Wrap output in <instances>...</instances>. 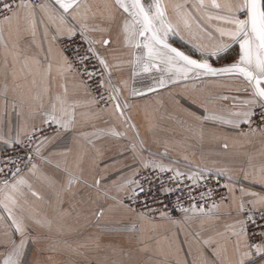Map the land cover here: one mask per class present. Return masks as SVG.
Listing matches in <instances>:
<instances>
[{"label":"crops","instance_id":"crops-1","mask_svg":"<svg viewBox=\"0 0 264 264\" xmlns=\"http://www.w3.org/2000/svg\"><path fill=\"white\" fill-rule=\"evenodd\" d=\"M162 3L174 29L166 42L215 68L238 61V42L217 30L230 26L209 19L223 10L200 8L199 0ZM40 5L0 20V165L1 153L36 128L51 124L59 131L41 138L35 146L48 139L39 152L34 146L28 164L0 183V264L21 241L13 220L23 232L21 264H239L249 243L236 235L241 205L264 211V132L226 121L242 119L234 113L248 110L243 102L252 98L251 85L234 74L190 73L171 82L173 72L145 71L147 49L135 47L143 38L125 39L129 17L115 0H80L68 13L54 0ZM70 28L95 42L108 64L116 100L105 108L59 46ZM222 41L229 45L223 53L204 55ZM160 79L166 86H158ZM53 114L66 127L51 121ZM149 161L225 177L226 201L181 219L127 208L125 182L153 169L144 167Z\"/></svg>","mask_w":264,"mask_h":264},{"label":"snow or ice","instance_id":"snow-or-ice-1","mask_svg":"<svg viewBox=\"0 0 264 264\" xmlns=\"http://www.w3.org/2000/svg\"><path fill=\"white\" fill-rule=\"evenodd\" d=\"M54 3L59 6V9L63 13H68L69 10L80 6V0H54ZM115 3L129 17L123 23L125 39L131 42L134 37L143 38L142 41H136L135 47L147 49L149 63L144 65L145 71H149L150 68L155 67L162 71L173 72L175 79L171 82H178L181 78L187 79L190 73H194L196 77L218 74L243 76L252 88V98L243 102V105L247 106L248 110L234 113V115L241 117V120H228L226 123L234 124L237 127H239L240 123L251 124L253 117L256 116V113L253 111L254 107L262 109L258 118L264 121V0H225L223 5L218 0H210L208 5L205 4V0H199L200 8L210 6L217 10H223L226 13L225 15L209 16V19L223 21L229 25L230 27L227 29L218 28L217 30L220 32L221 37H228L231 41L238 42L239 44L240 53L238 61L222 68L213 67L207 60L198 61L192 59L166 42L168 34L173 32L174 29L166 22V10L162 0H150L147 6L143 0H115ZM0 4L11 16L16 15L14 9L32 7L30 4H24L22 0L15 5L11 0H0ZM40 7L43 9L46 6L42 4ZM3 19L8 21L10 15H4ZM68 34L69 37L74 34L71 28L68 29ZM88 43L92 45L95 42L89 39ZM102 43L108 45L110 41L104 39ZM228 46L227 43L222 41L215 46L213 51L205 52L204 55H220ZM79 57L80 63L85 65V71L89 77L95 75V71H88L86 62L93 57L99 58V63L105 69L108 68L106 60L100 57L96 49L91 46L83 53H80ZM137 60L139 61L140 57H137ZM154 61H158L159 63H153ZM161 65H163V68H161ZM167 83L168 81L160 79L158 86L164 87ZM101 86L103 87V84ZM111 99L115 101L116 97L113 96ZM115 108L119 115L123 116L119 103L115 104ZM205 118L215 119L217 117L206 116ZM51 121L59 124L61 128L66 127V125L60 123L54 114L51 116ZM45 123H49V121L46 120ZM47 139V137L44 138V140ZM44 140L40 142V145L35 146L37 152H39ZM3 142L10 143L9 141ZM16 143L18 144L20 141L17 140ZM7 162L16 163L11 158ZM144 167H151L154 170L158 169L161 172H174V178L177 180L182 176H187L188 179L194 182H198L203 178L198 173H181L177 169L168 168L155 161H149ZM3 171L4 169L0 167V172ZM19 171V168H17L16 172L18 173ZM19 182L24 183L23 180ZM98 183L99 181H97ZM125 183L129 185L128 191L130 196H138L140 192L145 191L136 179L130 178ZM5 184H7V181H5ZM12 187H15V185H12ZM162 191L170 192L171 190L162 189ZM183 210L188 211L189 209L185 208ZM193 210L195 209L193 208ZM241 211H244L243 205H241ZM12 222L15 225V231L21 235V241L19 245H14L10 252L5 253L3 264H21V256L24 249L23 232L14 220ZM237 223L240 225V228L236 235H244L245 237L251 235L256 237L250 243H246L245 247L247 250L242 253L239 264H257V261L260 264H264V213H260L257 216L256 213L249 214L245 212L244 218L238 220Z\"/></svg>","mask_w":264,"mask_h":264},{"label":"built area","instance_id":"built-area-1","mask_svg":"<svg viewBox=\"0 0 264 264\" xmlns=\"http://www.w3.org/2000/svg\"><path fill=\"white\" fill-rule=\"evenodd\" d=\"M11 2L15 5L20 3L21 0H11ZM22 2L36 7L42 3V0H22ZM4 15L11 16L7 10L3 9L2 4H0V20H3ZM88 41L87 37L80 31H76L71 37H58L59 46L71 62L73 70L86 85L99 105L105 108L113 100L111 97L116 96L115 89L108 78L104 66L99 63V58L93 57L86 62L88 71H95V75L91 77L87 75L85 65L80 63L79 54L83 53L89 46L93 47V45H89ZM101 84H103V87ZM261 111L262 109L259 107L254 109L256 116L253 117L251 124L243 126V131L264 132V121L258 118ZM57 131H59V128L54 125H43L36 128L28 137L20 141V143L9 145L1 153L0 167L4 171L0 172V183L10 181L17 173V168L21 170L28 164L33 156L34 146L41 138ZM9 158L16 163H8ZM183 173H198L203 178L198 182L188 179L187 176H182L177 180L174 178V172H161L157 169L148 168L141 171L135 177L145 191L140 192L138 196H130V194L125 196L122 203L127 208L145 215L148 218L167 217L181 219L191 213L206 214L216 204L226 201L228 195V180L225 177L215 173L193 170ZM162 189H170L171 191L164 192ZM185 208L189 210L184 211L183 209ZM245 212L249 214L256 213L257 216L260 213H264V211L255 210L247 206L242 212L243 218ZM247 238L249 243L256 239L255 236L251 235L247 236Z\"/></svg>","mask_w":264,"mask_h":264},{"label":"rangeland","instance_id":"rangeland-1","mask_svg":"<svg viewBox=\"0 0 264 264\" xmlns=\"http://www.w3.org/2000/svg\"><path fill=\"white\" fill-rule=\"evenodd\" d=\"M171 45H172V44H171ZM172 46H173V45H172ZM176 46H177V45H176ZM173 47L176 48L175 46H173ZM177 47H179V46H177ZM93 48H94V47H93ZM179 48H180L181 50H179L178 48H176V49H178L179 51L183 52L184 54L186 53V52H184L183 48H181V47H179ZM185 55H187V56L191 57L192 59H194L193 56H190V55H188V54H185ZM197 60H198V61H202L201 59H197ZM208 63H210V62H208ZM210 64H211L212 66L215 65L214 62H211ZM219 68H220V67H219ZM255 108H256V107H255ZM253 111H254V110H253ZM33 154H34V149H33ZM32 157H33V156H32Z\"/></svg>","mask_w":264,"mask_h":264},{"label":"water","instance_id":"water-1","mask_svg":"<svg viewBox=\"0 0 264 264\" xmlns=\"http://www.w3.org/2000/svg\"><path fill=\"white\" fill-rule=\"evenodd\" d=\"M168 43V42H167ZM169 44V43H168ZM169 45H171V44H169ZM172 46V45H171ZM173 47V46H172ZM220 68H222V67H220Z\"/></svg>","mask_w":264,"mask_h":264}]
</instances>
